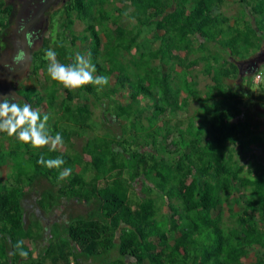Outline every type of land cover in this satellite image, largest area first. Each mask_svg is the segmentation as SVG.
<instances>
[{
    "label": "trees",
    "instance_id": "1",
    "mask_svg": "<svg viewBox=\"0 0 264 264\" xmlns=\"http://www.w3.org/2000/svg\"><path fill=\"white\" fill-rule=\"evenodd\" d=\"M118 1L122 7L113 0H68L62 30L51 28L57 38L46 36L33 53L32 72L46 85L31 82L19 92L33 109L46 107L38 112L48 115V132H59L64 148H34L0 133V162L10 168L0 178V264H242L253 249L251 264H264V157L258 153L264 155V130H256L258 115L247 112L250 103L264 107V86L253 88L257 72L245 89L229 82L239 77L237 60L264 46V0H233L242 6L234 17L223 10L227 0ZM13 8L0 0V36ZM124 14L136 22L120 23ZM74 15L86 22L81 33L73 29ZM145 26L154 29L153 48L141 39ZM78 41L87 43L81 52L95 64L94 75L108 77L106 85H83L80 92L50 79L45 50L69 64ZM201 73L210 78L203 89ZM143 97L151 103L141 105ZM92 101L112 115L105 133ZM192 101L195 112L174 120ZM55 113L60 118L53 122ZM88 130L76 148L73 139ZM246 153L250 160L242 163ZM41 155L62 156L69 176L57 181L59 169L38 163ZM138 178L144 195L134 203ZM241 187L247 196L230 197ZM64 200L82 202L86 213H68L64 230L59 222L50 229L43 214ZM225 205L235 224L224 221ZM45 230L48 243L36 251L30 242Z\"/></svg>",
    "mask_w": 264,
    "mask_h": 264
},
{
    "label": "rangeland",
    "instance_id": "2",
    "mask_svg": "<svg viewBox=\"0 0 264 264\" xmlns=\"http://www.w3.org/2000/svg\"><path fill=\"white\" fill-rule=\"evenodd\" d=\"M113 3L114 4L116 3L120 7L123 6L118 0H113ZM112 6L113 5H110V7H112ZM241 9H242V6L239 3H237V2H235L233 0H227L225 2V4L223 5V10L228 15H230L232 17L237 16ZM64 15H65V13H64V9L62 7L59 8L56 11L55 24L60 26V27L59 26L55 27L57 30L58 29L62 30V28H63L61 26V22H62V19H63ZM74 17H75V22H74V25H73V29L77 33L83 32V29H84V26H85L86 22L84 20H82V19L77 18L75 15H74ZM119 22L120 23L122 22L123 24L130 26L133 23H135L136 20L133 19V18L128 17L127 14H124L119 19ZM51 30H53V29H51V28L46 29L45 35L46 36L53 35L54 38H57V36H55L57 33L53 32ZM54 31H55V29H54ZM153 32H154V29H153L152 26L143 27V32H142V35H141V39L145 43L147 48H153V47L158 45L157 44L158 42H156L154 40ZM40 45H41V42L39 41V42H37L36 45H34V48L37 49ZM77 45H78L77 53H82L81 51H84V47L87 45V43H84V42L82 43L81 41H78ZM263 50H264V46H263V48L260 51H258L256 53H253L249 57L237 60V63L239 65V69H240V74H239V77L237 79L229 80L231 85H234V86L240 85V87L242 89H245L247 87V85H248V77L254 76L256 74V72L257 73L259 72L260 74L261 73L263 74V78L260 81H257L255 79L257 82H254V80H253V83L255 84L253 87L256 88L257 86L260 85L261 82H262V84L264 86V54H262ZM83 54H85V56L87 57L86 53H83ZM182 54L185 55L187 53L183 52ZM190 57H193V55H190ZM156 63H158V60H156ZM201 66L202 65H199V68H201ZM36 77H37V75H35L34 77L30 78L28 81H24L22 83V85L24 86L25 84H31V82H33L34 84L36 83V86H38V88L43 89L44 86L46 85L44 77L42 75H40V78H39L38 81H37ZM242 78H244V80H242ZM177 79H178V77H177ZM209 82H210V78L204 76L201 73L200 74V87L203 89L205 87L206 83H209ZM257 83H259V84H257ZM1 84H2V82H1ZM2 86H3V84H2ZM23 86L20 87V88L23 89ZM75 89L78 90V91L80 90V88H75ZM81 91L82 90H80V92ZM127 91L128 90H126V92ZM87 94H89V93H87ZM125 94H127V96H128V93H125ZM77 100L80 101V99H77ZM151 101L152 100L150 98L143 97L141 105L142 104H145V106L149 105V103H151ZM91 106H92V109L94 111V117H93L94 121H96V122L97 121L98 122L103 121L104 122L102 124V127H99V129H98L99 132H101V133L107 132V130H108V128H110V126L107 125V123H105V121L110 119L112 117V115L109 114V111H107V112L104 111V108L102 107V105L96 103V101L95 102L92 101ZM197 106H198L197 102L196 101H192L191 104L189 105L188 110L178 112L177 115L174 117V120L182 119V120L186 121L187 120V116L190 113L195 112ZM34 107H35L34 109L36 111H42V112L46 111V107L44 105L43 106H34ZM147 110L148 109H146V111ZM247 112H249L251 114H254V115H258L256 117V119H257L256 121H259L260 127L256 128V130L257 131H260V129L264 130V117H263V115H260L262 113V108H260L257 105H254L253 103H250L248 108H247ZM54 115H55L56 118H55V120L53 119L54 120L53 122H55L56 120H58L60 118L59 114L55 113ZM261 118H263V119H261ZM52 126H54L53 123H52ZM87 137H89V130L87 132L83 133V137H75L73 139V141H74V143L76 145V148H81V145L85 142V139ZM3 141H4L3 142L4 145H8V140L4 139ZM58 146L60 148H64V146H61V145H58ZM258 153H259L260 157H264V155L262 153V150L260 148L258 149ZM249 155H250V153L242 154V156L239 157L240 161L242 163L243 162H248L250 160V156ZM9 169H10L9 166H7L6 164H2L0 162V178H4V175L7 172H9ZM42 184H46V181L45 180L42 181ZM142 185L143 184H142V179L141 178H138L136 180V182L134 183V189H132V192H131L132 199L134 200V203H136L138 201H141V199H142V197L144 195V191H143ZM156 190L158 192H160V189H156ZM247 194H248V192L246 191V189L241 187L239 189L234 190L233 195H230V197L235 196V195L236 196L237 195L247 196ZM158 201H159L160 204L162 203L161 204L162 205L161 213L162 214H166L168 212V210H169L168 206L162 202V199L160 197L158 198ZM222 207H221V209H222L221 211H222V215H223L224 221L228 225L235 224V220L230 218V215H229L230 212H229L228 206L225 205L223 208ZM234 207H235V210H237L239 208V206L237 204H235ZM86 208H87V206L85 204H82V202H80L78 200H71V201H65L64 200L61 204H59L58 208L56 210H54L52 214H49V215L48 214H43V221L44 220L47 221L49 228H50V226L52 227L53 224H55L56 222L57 223L59 222L58 223L59 227H61V229L64 230V228H63L64 224H65L64 221L69 219L68 213H70V215L73 214V213H76V212H84V213H86ZM32 210H34L36 212L38 211V209H32ZM33 213H31V215H30L31 217H32ZM46 232H48V233H46ZM49 234L51 235V231L45 230L44 234H43V236H42V238L40 240L31 241L30 245L32 246V248H34L36 251H39L42 248H44L45 245L48 243V239L50 238ZM254 250L255 249L251 250L249 255L246 258H243L242 264H251L252 262L255 261L256 256H255V251ZM74 264H76V263H74Z\"/></svg>",
    "mask_w": 264,
    "mask_h": 264
},
{
    "label": "clouds",
    "instance_id": "3",
    "mask_svg": "<svg viewBox=\"0 0 264 264\" xmlns=\"http://www.w3.org/2000/svg\"><path fill=\"white\" fill-rule=\"evenodd\" d=\"M56 55V52L51 48L45 50V56L49 61L46 71L51 80L62 84L65 88L75 89L87 84L104 86L108 83L107 76L94 75L96 66L85 54H76L73 62L69 64L57 62ZM25 57L26 53L20 49L12 59L14 63H19ZM97 90H100L99 87ZM17 99L16 95L0 99V133L15 136L17 140L30 143L34 148L48 145L49 151H54L58 145H63V137L59 132H56L54 136L49 134L46 127L48 115H41L32 108V104L28 101H24L23 104L17 103ZM38 163L49 169H59L57 181L68 177L71 172V168L61 167L65 164L62 156L45 159L41 155ZM22 244V240L18 241L17 247ZM20 255L26 256L27 253L21 250Z\"/></svg>",
    "mask_w": 264,
    "mask_h": 264
},
{
    "label": "flooded vegetation",
    "instance_id": "4",
    "mask_svg": "<svg viewBox=\"0 0 264 264\" xmlns=\"http://www.w3.org/2000/svg\"><path fill=\"white\" fill-rule=\"evenodd\" d=\"M50 0H6L8 4L14 6V15L9 22L8 29L4 35L0 36V99L11 97L13 94H6L7 76L13 75V83H23L34 77L32 72L34 66V45L41 42L46 37L45 32L48 28H55L56 11L59 8L65 9L68 0H52L49 6L39 15L40 9ZM60 27V26H59ZM25 33V35H24ZM23 36H26L30 54L27 59V51L24 46ZM23 49L26 57L22 62L14 63L12 57L18 50ZM18 90L20 89L17 86Z\"/></svg>",
    "mask_w": 264,
    "mask_h": 264
},
{
    "label": "water",
    "instance_id": "5",
    "mask_svg": "<svg viewBox=\"0 0 264 264\" xmlns=\"http://www.w3.org/2000/svg\"><path fill=\"white\" fill-rule=\"evenodd\" d=\"M51 1L52 0H50L48 3H46L41 9H40V11H39V13H38V15L37 16H39L46 8H47V6H49V4L51 3ZM24 35H25V33H24ZM23 42H24V46H25V48H26V51H27V59L29 60V54H30V49H29V45H28V42H27V39H26V36H23ZM12 74L11 75H8L7 76V79H6V81H7V87H8V89H7V91H6V94H9V93H11V94H13V95H16L18 98H20V99H23V100H25V101H28V102H30L23 94H21L20 92H19V90H18V88L16 87V85L11 81V78H12ZM30 104H31V102H30Z\"/></svg>",
    "mask_w": 264,
    "mask_h": 264
},
{
    "label": "crops",
    "instance_id": "6",
    "mask_svg": "<svg viewBox=\"0 0 264 264\" xmlns=\"http://www.w3.org/2000/svg\"><path fill=\"white\" fill-rule=\"evenodd\" d=\"M262 54H264V50H263V52H262ZM262 77H263V74H262ZM254 79V82H257L256 80H255V78H253ZM0 84H1V82H0ZM15 85H16V87L17 86H19V87H22L21 85H22V83H14ZM25 85H27V84H25ZM259 87V86H258ZM254 88V87H253ZM262 108V112H264V107H261ZM261 119H263V118H261ZM262 123V122H261ZM264 132V131H263Z\"/></svg>",
    "mask_w": 264,
    "mask_h": 264
},
{
    "label": "built area",
    "instance_id": "7",
    "mask_svg": "<svg viewBox=\"0 0 264 264\" xmlns=\"http://www.w3.org/2000/svg\"><path fill=\"white\" fill-rule=\"evenodd\" d=\"M255 79H256L257 81H259V80L261 79V74H260V73H257V74L255 75Z\"/></svg>",
    "mask_w": 264,
    "mask_h": 264
}]
</instances>
